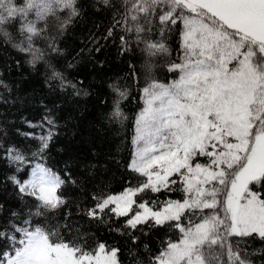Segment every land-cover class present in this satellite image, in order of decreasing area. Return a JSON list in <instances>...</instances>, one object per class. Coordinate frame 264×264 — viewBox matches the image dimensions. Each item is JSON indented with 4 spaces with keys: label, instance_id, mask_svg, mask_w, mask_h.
I'll return each instance as SVG.
<instances>
[{
    "label": "snow or ice",
    "instance_id": "1",
    "mask_svg": "<svg viewBox=\"0 0 264 264\" xmlns=\"http://www.w3.org/2000/svg\"><path fill=\"white\" fill-rule=\"evenodd\" d=\"M100 3L107 9L114 7L111 0ZM124 3L125 13L115 26L128 21L134 28L126 30L136 33L144 32L145 24L157 23L161 32L175 26L183 59L169 65L170 72H179L178 79L170 83L153 79L142 89L145 106L136 117L137 148L129 168L145 179L118 195L93 196L95 204L86 215L101 223L109 213L125 218L123 226L129 231L123 234L133 243L138 240L134 233L143 231L142 226L178 231L179 239L162 242L147 264H214L223 250L228 260L222 264H255L249 257L257 252L264 264V247H254L257 241L264 246V0ZM74 4L75 0H26L21 7L13 0H0V25L14 19L20 22L26 45L17 47L32 56L28 63L34 67L36 60L43 59L32 48L33 39L42 35L37 21L61 6L78 15ZM113 32L110 27L101 39L112 37ZM90 43H95L91 51H101L96 37ZM49 47L59 52L54 44ZM147 47L168 51L163 43ZM46 67L47 81L81 94L82 89L55 64L46 61ZM0 86L8 87L2 79ZM110 88L113 115L122 117L120 105L128 93L116 85ZM45 109L48 114L39 126H47V134L21 133L39 141L31 156L15 147L4 153L15 166L7 181L21 198L31 197L36 203L27 215L10 211L7 220L0 204V264H119L118 248L106 249L100 243L89 251L78 241L65 239L46 216L65 203L58 190L76 181L70 173L63 179L40 162L32 166L34 160L44 159L56 134L55 113L46 105ZM29 167L28 178H19L16 173ZM176 191L183 193L181 199L169 195L161 200L162 194ZM221 192L226 193L224 200L219 199ZM34 217H45L48 223Z\"/></svg>",
    "mask_w": 264,
    "mask_h": 264
},
{
    "label": "trees",
    "instance_id": "2",
    "mask_svg": "<svg viewBox=\"0 0 264 264\" xmlns=\"http://www.w3.org/2000/svg\"><path fill=\"white\" fill-rule=\"evenodd\" d=\"M13 3L22 7L26 0H13ZM111 3L114 7L107 9L100 0H75L78 15L61 6L54 14L37 21L42 35L33 39L32 48L43 59L36 60L34 67L28 63L32 56L17 47L26 45L20 22L14 19L0 25V79L8 85L7 88L0 86V204L4 205L7 220L10 211L27 215L36 203L31 197L21 198L7 181V176L15 173V166L4 153L8 147H15L31 156L39 141L21 133L31 132L36 137L47 134V126H39L48 114L46 105L55 113L56 134L44 159L34 160L32 166L40 162L63 179L70 173L76 181H69L58 190L65 203L47 213V218L65 239L78 241L89 251L104 243L107 249L120 250L119 264H147L160 250L162 242L179 239L178 231L142 226L143 231L134 233L138 240L133 243L130 236L123 234L129 231L123 226L125 218L118 219L109 213L101 223L89 219L86 213L95 204L93 196L116 194L145 179L129 168L134 154L135 121L143 108L142 89L153 79L160 83L178 79L179 72H170L169 65L182 61L183 49L175 26L161 32L157 23L145 24L146 30L141 33L126 30L134 28L128 21L122 20L115 26L126 5L124 0H111ZM30 18L35 19L34 13H30ZM110 27H114L113 36L101 39ZM121 36L125 39L121 40ZM93 37L100 41L99 52L91 51L95 47V43H90ZM149 43H163L168 51L149 49ZM50 44L59 52H53ZM46 61L55 64L69 81L82 89L81 94L75 95L71 88L62 90L57 81H47L50 72ZM110 85L128 93L121 101L122 117L113 115L114 94ZM27 122L36 127H30ZM29 171L30 167L16 174L26 180ZM169 195L171 199L183 197L182 192L176 191L162 194L161 200ZM225 198L226 193L221 192L219 199ZM220 214L223 216V211ZM34 219L48 223L45 217ZM117 227L121 231H115ZM254 247L264 246L257 241ZM249 258L260 264L259 252ZM227 260V252L223 250L221 259L214 264Z\"/></svg>",
    "mask_w": 264,
    "mask_h": 264
},
{
    "label": "rangeland",
    "instance_id": "3",
    "mask_svg": "<svg viewBox=\"0 0 264 264\" xmlns=\"http://www.w3.org/2000/svg\"><path fill=\"white\" fill-rule=\"evenodd\" d=\"M143 100H144V97H143ZM145 106V101H143V107ZM136 135H137V131H136V128H135V136H134V154H133V159H135V152H136V148H137V145H136V141H135V138H136ZM121 192L119 193H116V194H111V195H118L120 194ZM107 249V248H106Z\"/></svg>",
    "mask_w": 264,
    "mask_h": 264
}]
</instances>
